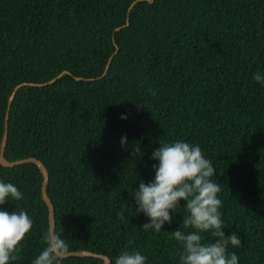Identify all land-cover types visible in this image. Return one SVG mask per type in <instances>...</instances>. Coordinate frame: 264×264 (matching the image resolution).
<instances>
[{"label":"trees","instance_id":"trees-1","mask_svg":"<svg viewBox=\"0 0 264 264\" xmlns=\"http://www.w3.org/2000/svg\"><path fill=\"white\" fill-rule=\"evenodd\" d=\"M257 71L264 72V0H0V151L9 98L22 85L5 157H36L48 168L55 234L67 252L101 253L114 264L131 247L147 264H179L182 245L171 232L182 213L159 233L145 230L148 218L134 214L131 194L139 180L154 177L150 157L159 139L197 143L217 169L223 230L242 239L229 251L239 264H264V86L252 79ZM139 143L145 154L136 161ZM0 179L23 193L2 207L33 221L10 264H32L50 235L43 175L35 163L0 162ZM61 264L103 259L61 257Z\"/></svg>","mask_w":264,"mask_h":264},{"label":"clouds","instance_id":"clouds-1","mask_svg":"<svg viewBox=\"0 0 264 264\" xmlns=\"http://www.w3.org/2000/svg\"><path fill=\"white\" fill-rule=\"evenodd\" d=\"M252 79L264 86V72L257 71ZM149 91L155 95L154 89ZM122 113L120 119L126 120ZM121 145L127 146V136L121 137ZM159 147L151 153L150 159L154 177L147 182L139 180L134 198V214H143L148 222L141 228L161 232L163 226L171 224L176 213H182L179 227L171 232V238L182 245L179 264H239L240 257L229 247L242 244L238 232L226 234L225 222L220 209V184L216 182L217 169L208 159L199 144L186 139L160 140ZM145 150L139 144L132 148L136 161L143 158ZM23 199V193L16 185L0 179V264H10L19 257V244L31 230L33 221L24 211H9L2 207L6 201ZM185 203L182 205L180 201ZM133 206V204H132ZM182 206L184 212L178 211ZM186 213V215H185ZM121 219H124L121 215ZM184 229H189L185 231ZM208 233L213 238L206 240ZM45 246L32 260V264H61V255L66 254L68 245L61 236H44ZM133 241L129 240L131 246ZM148 257L138 249L128 247L115 258L114 264H147Z\"/></svg>","mask_w":264,"mask_h":264},{"label":"water","instance_id":"water-1","mask_svg":"<svg viewBox=\"0 0 264 264\" xmlns=\"http://www.w3.org/2000/svg\"><path fill=\"white\" fill-rule=\"evenodd\" d=\"M149 1H154V0H149ZM132 8V7H131ZM131 10V9H130ZM129 22V19H128ZM112 59L110 60L105 75L107 74L110 64H111ZM68 73V72H65ZM62 76V74H61ZM80 79V78H77ZM49 83L46 84H31L34 86H44L47 85ZM22 85H18L14 88L12 94L10 95L9 98V102H8V107L6 110V118H5V131H4V135L2 138V143H1V151H0V162L2 165L6 166V167H15L17 165L23 164V163H35L36 165H38L42 175H43V187H42V196L44 201L46 202V204L48 205V209H49V224H50V235L55 238L56 234H55V230H56V213H55V206L48 194V184H49V179H50V173L48 168L46 167V165L38 158L36 157H30L28 159H24V160H17V161H10L5 157V151H6V146H7V141H8V121H9V115H10V110H11V105L12 102L18 92V90L21 88ZM70 256H93V257H98L103 259V264H110L111 263V259L109 258V256L101 254V253H96V252H92L89 250H80V251H70L67 252L66 254H62L61 257L62 258H66V257H70Z\"/></svg>","mask_w":264,"mask_h":264}]
</instances>
